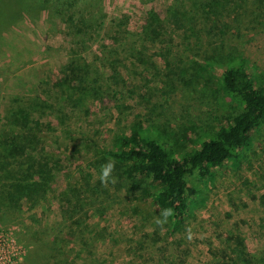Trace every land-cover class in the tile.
I'll return each instance as SVG.
<instances>
[{
	"label": "rangeland",
	"instance_id": "rangeland-1",
	"mask_svg": "<svg viewBox=\"0 0 264 264\" xmlns=\"http://www.w3.org/2000/svg\"><path fill=\"white\" fill-rule=\"evenodd\" d=\"M171 2L93 0L92 10L89 0L75 3L89 14L91 11L102 27V36L93 43L99 50L110 43L105 37L122 16L130 29L139 28L149 10L165 17ZM248 6L253 10L252 3ZM241 9L233 13L230 8V17L228 11L220 16L221 37L213 20L208 25L212 29L209 38L204 33L184 38L181 29L170 26L169 64H163L158 56L153 58L156 68L130 60L126 70H121L123 81L117 99L90 100L86 110L65 106L61 112L44 109L36 102L52 104L46 100L49 94L44 83L51 84L68 61L72 38L64 23L48 9L28 8L20 15L4 9L6 22L0 24V128L5 125L18 130L8 120L13 110H25L30 118L49 123L42 143L53 159L54 177L45 202L32 210L21 206L7 215L8 221L0 219V233L13 246V254L0 256V264H33L29 253L36 238H50L53 228L70 233L56 195L80 182L81 171L96 182L101 165L107 162L105 152L115 149L119 132L137 124L158 128L177 136L189 148L205 130L216 126L220 113L230 107V96L219 71L204 57L217 51L215 42L223 40L222 60L230 53L232 58L241 57L256 76L260 73L264 78V9L247 16ZM196 25L202 26L200 22ZM211 38L215 45L207 43ZM102 72L106 77L109 71L104 67ZM188 178L200 189L202 200L178 225L167 220L156 223L164 218L157 202L147 195L154 191L150 186L130 189L129 185L107 183L106 191L95 187L89 193V202L94 204L83 220L104 236L87 243L83 239L88 233L82 239L85 227L73 226L75 244L69 255L75 257L76 264H217V252L226 246L229 236L241 238L250 251L263 248L264 124L241 151L237 163L225 164L209 180L196 174Z\"/></svg>",
	"mask_w": 264,
	"mask_h": 264
},
{
	"label": "trees",
	"instance_id": "trees-1",
	"mask_svg": "<svg viewBox=\"0 0 264 264\" xmlns=\"http://www.w3.org/2000/svg\"><path fill=\"white\" fill-rule=\"evenodd\" d=\"M75 2L84 4V0H0V24L6 22L5 8H11L15 15L28 8L48 9L62 20L66 33L72 38L68 61L60 66L58 76L51 84L47 86L44 81L49 94L46 100L52 101V104L36 102L44 109L52 107L61 112L66 106L86 110L90 100L117 99V88L123 81L120 73L126 70L127 62L132 60V63L156 68L153 58L158 56L163 64H169L173 43L171 33H168L170 26L181 29L184 38L192 33H204L209 38L212 29H208V25L213 20L221 37L223 30L219 31L217 23L224 11H228L230 17L231 11L234 13L241 7L243 16L264 9V0H172L165 17L149 10L139 28L130 29L126 17L122 16L116 28L105 37L110 43L95 50L93 43L102 36V27L90 10L91 14ZM249 2L253 10L249 9ZM94 8L93 0H89V9ZM232 18L235 20L236 13ZM197 22L202 26L197 28ZM207 43L215 45L212 38ZM215 43L217 51H209L211 54H204V57L219 71V79L230 96L231 108L228 106L220 113L214 128L205 130L196 139V145L187 148L186 142H180L170 132L137 124L119 132L114 140L115 149L105 152L106 160L114 161L108 184L129 185L130 189L142 185L154 188L153 192L144 188L145 193L148 191L147 195H151L161 209L170 210L166 220L175 225L180 224L202 200L200 189L190 183L188 177L196 174L202 180H209L225 164L237 163L241 151L264 124L262 74L256 76L249 64L241 57L232 58L231 53L225 57L223 54L225 60H222L223 40ZM104 67L109 71L106 77L102 72ZM13 111L8 120L18 130L5 125L0 128V219L5 221L10 219L7 215L11 211H19L21 206L32 210L45 202L54 177L53 159L42 143L43 132L49 123L30 118L25 110ZM98 186L106 191L107 184H101L99 179L92 182L88 174L81 171L80 182L56 195L63 219L69 222L71 231L65 234L53 228L50 238H36L29 253L33 264H76L75 257L69 255L75 244L73 226L85 227L82 239L88 233L83 239L87 243L104 236L101 231L89 228L83 220L94 204L89 202V193ZM62 245L68 246V251ZM216 259L217 264H264V245L262 249L250 251L241 238L229 236Z\"/></svg>",
	"mask_w": 264,
	"mask_h": 264
},
{
	"label": "clouds",
	"instance_id": "clouds-1",
	"mask_svg": "<svg viewBox=\"0 0 264 264\" xmlns=\"http://www.w3.org/2000/svg\"><path fill=\"white\" fill-rule=\"evenodd\" d=\"M114 167V161L109 159L106 163L101 165L100 173H99V181L101 184H107L110 181L111 178V173ZM168 215H170V210L169 209H162L161 210V216L164 218L163 220L158 219L156 221L157 224L163 223Z\"/></svg>",
	"mask_w": 264,
	"mask_h": 264
},
{
	"label": "built area",
	"instance_id": "built-area-1",
	"mask_svg": "<svg viewBox=\"0 0 264 264\" xmlns=\"http://www.w3.org/2000/svg\"><path fill=\"white\" fill-rule=\"evenodd\" d=\"M5 240V236L0 233V256H4L7 258L8 253L13 254V246L11 248L10 242ZM14 257H11V260H13Z\"/></svg>",
	"mask_w": 264,
	"mask_h": 264
}]
</instances>
